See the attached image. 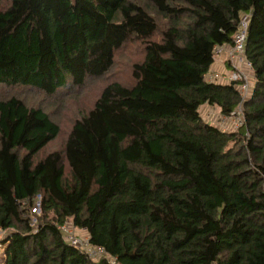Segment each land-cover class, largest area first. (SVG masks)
Wrapping results in <instances>:
<instances>
[{"label": "trees", "instance_id": "1", "mask_svg": "<svg viewBox=\"0 0 264 264\" xmlns=\"http://www.w3.org/2000/svg\"><path fill=\"white\" fill-rule=\"evenodd\" d=\"M246 13L244 99L242 81L207 75ZM132 39V81L104 87L61 150L39 159L60 125L0 99L4 264H264V0H0V84L81 86ZM205 104H242L244 125L209 124ZM68 220L104 256L74 246Z\"/></svg>", "mask_w": 264, "mask_h": 264}, {"label": "rangeland", "instance_id": "2", "mask_svg": "<svg viewBox=\"0 0 264 264\" xmlns=\"http://www.w3.org/2000/svg\"><path fill=\"white\" fill-rule=\"evenodd\" d=\"M143 58V41L132 39L116 51L115 62L107 73L100 77L89 78L81 86L63 87L53 95H46L42 90L32 86L0 84V99L16 95L28 106L45 110L60 125L59 136L40 153V159L54 150L63 149L73 124L93 107L103 88L112 82L130 83L133 66ZM35 213L36 217L40 216L39 208ZM36 222L37 220L34 219L33 223Z\"/></svg>", "mask_w": 264, "mask_h": 264}, {"label": "built area", "instance_id": "3", "mask_svg": "<svg viewBox=\"0 0 264 264\" xmlns=\"http://www.w3.org/2000/svg\"><path fill=\"white\" fill-rule=\"evenodd\" d=\"M251 21V13L244 14L238 23L237 31L234 35L233 43L229 46H216L214 52L215 61L224 56L226 63L224 68L215 73L207 75V79L215 83H230L237 80L242 81L238 86L243 94V98H247L252 93L254 84L252 63L245 54V44L247 40L248 28ZM202 118L211 125L218 128L231 131L243 126L245 116L243 105L239 107L229 116L223 115L219 106H211L210 104L203 105L199 110ZM223 125H226L223 127ZM225 128H230L226 130ZM65 222L59 226L66 238L74 245L85 252L93 259L97 260L104 256L105 249L101 246L93 245L85 229H77L72 222ZM7 235L6 230L0 227V260L4 263L5 245L3 240Z\"/></svg>", "mask_w": 264, "mask_h": 264}, {"label": "crops", "instance_id": "4", "mask_svg": "<svg viewBox=\"0 0 264 264\" xmlns=\"http://www.w3.org/2000/svg\"><path fill=\"white\" fill-rule=\"evenodd\" d=\"M225 63H226V60L224 56H222L219 60H216L211 68L212 73L222 70L224 68Z\"/></svg>", "mask_w": 264, "mask_h": 264}, {"label": "clouds", "instance_id": "5", "mask_svg": "<svg viewBox=\"0 0 264 264\" xmlns=\"http://www.w3.org/2000/svg\"><path fill=\"white\" fill-rule=\"evenodd\" d=\"M214 62H215V58H214ZM214 62H213V64H214ZM213 64H212V65H213ZM211 68H212V66H211ZM210 71H211V69H210ZM1 260H2V259H1ZM3 264H4V263H3Z\"/></svg>", "mask_w": 264, "mask_h": 264}]
</instances>
